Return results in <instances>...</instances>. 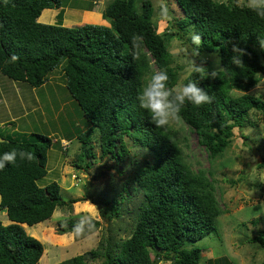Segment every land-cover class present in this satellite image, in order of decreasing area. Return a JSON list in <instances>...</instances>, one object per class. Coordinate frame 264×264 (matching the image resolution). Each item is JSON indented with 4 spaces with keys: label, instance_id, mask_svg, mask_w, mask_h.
I'll return each instance as SVG.
<instances>
[{
    "label": "trees",
    "instance_id": "obj_1",
    "mask_svg": "<svg viewBox=\"0 0 264 264\" xmlns=\"http://www.w3.org/2000/svg\"><path fill=\"white\" fill-rule=\"evenodd\" d=\"M171 1L181 15H171V30L158 33L150 0H111L102 11L108 24L74 26L63 25L62 12L56 23L38 21L44 9H59L61 0H0V72L40 87L60 69L70 96L91 123L78 134L83 146L76 166L84 155L94 156L88 146L93 127L99 130L101 158L125 160L129 140L149 155L133 162L121 191L112 188L111 196L104 192V197L91 199L109 225L98 245L55 264H201L200 247L186 245L217 230L224 210L215 194L212 170H193L183 157L177 131L171 125L161 129L150 123L136 96L155 70L166 69L169 85L175 86L178 70L172 65L168 40L187 36L191 42L192 34H199L198 54L218 52L220 68H210L201 59L196 65L202 69H192L182 83L197 80L214 100L200 108L188 104L181 112L182 122L196 133L211 161L220 157L234 128L243 127L251 112H260L264 120V99L250 92L264 76V19L237 3ZM134 33L143 36L135 60L130 42ZM234 48L242 50L239 65L232 62ZM234 90L242 94L234 95ZM7 139L0 142V154L22 148L33 152L34 159L0 171V209L10 221L0 220V264H37L43 244L21 224L45 221L56 207L71 209L72 201L62 200L57 182L37 183L47 173L51 137L31 133ZM263 165L264 156L259 163ZM129 189L136 197L132 201ZM125 201L133 203L131 223L116 226ZM75 222L68 220L67 228L59 222L58 233H66ZM248 241L264 248V229Z\"/></svg>",
    "mask_w": 264,
    "mask_h": 264
},
{
    "label": "rangeland",
    "instance_id": "obj_2",
    "mask_svg": "<svg viewBox=\"0 0 264 264\" xmlns=\"http://www.w3.org/2000/svg\"><path fill=\"white\" fill-rule=\"evenodd\" d=\"M110 1L61 0L59 9H46L45 13L44 9L39 22L56 23L60 21L58 13L62 12L61 20L65 26L101 24L104 23L102 11ZM150 1L157 32L171 30L168 24L171 15H181L176 3L171 0ZM216 1L241 5L239 0ZM51 16V21H46ZM168 49L172 54V65L178 70L177 84L182 83L192 71L191 60L196 65L202 59L210 68H220L218 52H202L195 55L194 45L187 36L182 39L170 38ZM60 75V69H55L50 74L46 86L32 87L27 82L10 79L0 72V137L8 140V137L22 138L31 133L51 137L53 143L47 152V173L38 179L37 183L45 186L50 182H57L62 200L66 203L72 201L71 209L68 206L56 207L49 219L33 225L23 224L27 233L43 244L44 251L37 264L59 263L94 249L102 240L104 230L109 227L108 222L103 219L104 229L95 242L74 241L58 233L60 225L59 221H56L57 212L63 210L74 218L92 212L93 209L88 203L94 204L91 199L104 197V192L111 196L114 193L112 188L121 191L122 184L126 185V180L135 167L133 162H142L144 158L149 157L129 140L130 151L125 160L117 162L110 157L101 158L99 130L93 127L88 146L94 156L88 158L84 155L78 160L77 167V155L83 146L77 137L90 127L91 123L70 96ZM250 92L264 99L263 75ZM232 94L239 95L242 92L234 90ZM7 100L12 102L7 105ZM170 125L177 131L183 157L192 169L212 170L215 194L221 209L224 210L217 218L215 232L188 243L186 247H200L201 264H264V248L248 241L258 230L264 229V165L259 166L264 156L262 114L258 111L251 112L243 127L234 128L231 143L225 152L213 161L198 143L196 133L185 123ZM61 144L66 147L65 151ZM129 191L133 194L131 189ZM135 198L133 194L130 200ZM131 201L120 204L122 217L115 221L116 226L125 227L131 223ZM259 217L263 218L254 224ZM0 220L4 224L8 221L4 209H0ZM158 264L169 262L160 261Z\"/></svg>",
    "mask_w": 264,
    "mask_h": 264
},
{
    "label": "clouds",
    "instance_id": "obj_3",
    "mask_svg": "<svg viewBox=\"0 0 264 264\" xmlns=\"http://www.w3.org/2000/svg\"><path fill=\"white\" fill-rule=\"evenodd\" d=\"M239 2L241 6L255 13L257 17L264 19V0H239ZM130 42L133 59H139L143 36L134 33L130 38ZM191 42L195 46L193 52L196 55L202 43L200 35L193 33ZM233 51L236 55L232 57V62L237 65L241 64L239 57L242 50L234 48ZM191 66L193 71L199 72L202 69V67L195 65L192 60ZM212 75L215 76V73H212ZM213 100L214 97L200 87L199 82L194 79L170 86L166 69L152 73L143 83L136 96L138 107L147 113L149 122L156 128L161 129L167 128L170 124H181V112L188 104L200 108L212 103ZM33 159V152L22 148H12L10 151L0 154V171L4 170L6 166L17 165L18 161L31 163ZM88 203L93 209L92 212L78 218L66 214L63 210L57 212L56 221H59L62 227L67 228V221L70 219L76 221L66 233H63L64 236L70 237L74 241L84 240L90 243L98 239L104 229L102 210L96 205Z\"/></svg>",
    "mask_w": 264,
    "mask_h": 264
},
{
    "label": "crops",
    "instance_id": "obj_4",
    "mask_svg": "<svg viewBox=\"0 0 264 264\" xmlns=\"http://www.w3.org/2000/svg\"><path fill=\"white\" fill-rule=\"evenodd\" d=\"M45 12H47L46 9L44 10V13H45ZM84 12H86V11H84ZM41 13H42V12H41ZM40 17H41V14H40V16L38 17V21L40 20ZM52 18H53V17L51 16V18H50V19H47L46 21H51ZM103 22H104V23H101V24H108L104 19H103ZM47 82H48V81H47ZM46 85H47V83H46V84H45V83L43 84V86H46ZM15 88H16V86H15ZM6 102H7L6 104L8 105V103H9V102H12V101H8V100H7ZM12 119H13V118H12ZM61 146L64 147L62 144H61ZM64 148H66V147H64ZM7 223H10V221L8 220V221L6 222V224H7ZM21 225L23 226V224H21ZM26 225H27V224H26ZM23 227H24V226H23Z\"/></svg>",
    "mask_w": 264,
    "mask_h": 264
},
{
    "label": "water",
    "instance_id": "obj_5",
    "mask_svg": "<svg viewBox=\"0 0 264 264\" xmlns=\"http://www.w3.org/2000/svg\"><path fill=\"white\" fill-rule=\"evenodd\" d=\"M4 140H6V139H4L3 137H0V142H2V141H4Z\"/></svg>",
    "mask_w": 264,
    "mask_h": 264
},
{
    "label": "built area",
    "instance_id": "obj_6",
    "mask_svg": "<svg viewBox=\"0 0 264 264\" xmlns=\"http://www.w3.org/2000/svg\"><path fill=\"white\" fill-rule=\"evenodd\" d=\"M65 147V146H64Z\"/></svg>",
    "mask_w": 264,
    "mask_h": 264
}]
</instances>
